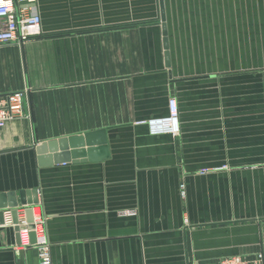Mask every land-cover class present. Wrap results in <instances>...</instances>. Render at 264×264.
Returning <instances> with one entry per match:
<instances>
[{
    "label": "crops",
    "instance_id": "1",
    "mask_svg": "<svg viewBox=\"0 0 264 264\" xmlns=\"http://www.w3.org/2000/svg\"><path fill=\"white\" fill-rule=\"evenodd\" d=\"M14 3L41 29L0 45V97L27 90L30 113L0 129V193L37 189L52 264L264 251V0ZM170 97L178 134L137 124L166 117ZM93 132L103 143L68 162L38 160L36 147ZM15 235L0 225V264H37Z\"/></svg>",
    "mask_w": 264,
    "mask_h": 264
},
{
    "label": "built area",
    "instance_id": "2",
    "mask_svg": "<svg viewBox=\"0 0 264 264\" xmlns=\"http://www.w3.org/2000/svg\"><path fill=\"white\" fill-rule=\"evenodd\" d=\"M40 24V16L35 10H17L14 0H0V45L14 44L22 47L40 33ZM26 101L27 90L9 93L0 97V129H3L11 121L30 118ZM137 124L146 125L151 135L178 134V108L175 98L170 97L168 99V115L166 117L140 121ZM226 169V166L204 168L199 173L208 174ZM181 188H184V186L181 185ZM27 209H30L32 214L31 224L27 223L26 220ZM15 212L16 223L13 221L12 209H4L2 211V227L14 228L17 226L19 228V247H33L37 254V264H52L51 246L46 234V216L42 208L38 204L31 206L20 205L15 208ZM122 214L132 216L135 211L126 210ZM185 222L187 223V220ZM29 225L32 226V229H29ZM30 232L35 235L34 244H30ZM216 264H264V251L257 252L249 257L233 256L223 258Z\"/></svg>",
    "mask_w": 264,
    "mask_h": 264
},
{
    "label": "water",
    "instance_id": "3",
    "mask_svg": "<svg viewBox=\"0 0 264 264\" xmlns=\"http://www.w3.org/2000/svg\"><path fill=\"white\" fill-rule=\"evenodd\" d=\"M161 2V1H160ZM161 21H162V35L164 37L163 39V46L165 52L166 58L168 57L167 53V43H166V31H165V24H164V16L161 12ZM99 132H93V133H87L84 134L82 137H71V138H62L57 141H50L45 144L40 145L39 147L35 148V152L38 155V160L41 162H45L46 160H49L52 158L53 162L55 163H65L68 162L71 155L69 153V150L75 149L76 154L82 153V148L84 147H92L95 143V141L101 145L103 143L102 139L95 140V137L98 136ZM46 153H55L54 156H45ZM37 189H31V190H25L21 191L19 193V198L17 199L16 194L14 192L10 193H0V225L3 224L2 219V211L4 209H12L13 213V221L16 223V212L15 208H17L19 205L23 206H31L38 204V197H37ZM26 220L27 223L31 224L32 222V214L30 209L26 210ZM29 229H32V226H28ZM14 231L16 233L15 237V243L19 244V235L18 230L19 228L15 226ZM30 244L35 243V235L33 232H30L29 234Z\"/></svg>",
    "mask_w": 264,
    "mask_h": 264
}]
</instances>
